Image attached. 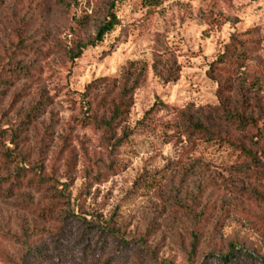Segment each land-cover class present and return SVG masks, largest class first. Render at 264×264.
Segmentation results:
<instances>
[{
  "label": "rangeland",
  "instance_id": "rangeland-1",
  "mask_svg": "<svg viewBox=\"0 0 264 264\" xmlns=\"http://www.w3.org/2000/svg\"><path fill=\"white\" fill-rule=\"evenodd\" d=\"M103 1L0 0V144L16 154L7 171L26 164L65 199L40 187L0 202V264L16 263L26 247L41 255L26 264H200L230 245L262 264L264 204L247 193L253 175L236 154L168 137L173 115L157 112L159 105L150 129L139 122L154 104L213 119L217 85L209 65L247 31L250 70L264 94V0H168L156 8L124 0L117 28L71 61L68 50L92 35ZM130 63L147 72L127 121L108 134L79 125V94ZM49 206L50 219L41 213ZM65 208L104 243L102 256L71 248L75 226L54 253Z\"/></svg>",
  "mask_w": 264,
  "mask_h": 264
},
{
  "label": "trees",
  "instance_id": "trees-1",
  "mask_svg": "<svg viewBox=\"0 0 264 264\" xmlns=\"http://www.w3.org/2000/svg\"><path fill=\"white\" fill-rule=\"evenodd\" d=\"M124 0H104L98 8L92 35L85 41L79 42L68 50L67 55L74 61L82 55L83 51L101 45L106 37L119 25V18L115 11L118 4ZM168 0H140L144 8H156ZM251 32L233 35L229 42L223 46L221 53L209 65L207 75L217 85L216 99L218 106L213 109V119H202L198 114L189 110L170 109L163 104L154 106L144 114L139 124L142 129H150L152 115L159 105L157 112L162 111L173 115L171 124L165 127L172 131L170 138L180 140L185 138L189 147L216 146L236 154V160L248 168L253 175L254 188L247 193L264 204V94L261 93L260 77L256 71L251 72L249 65L253 42L249 41ZM22 69V67H18ZM13 68L11 73L19 74ZM155 70V69H153ZM146 68L130 63L116 78H101L94 80L80 95L79 109L81 117L76 120L79 125H87L91 129L110 133L115 127H120L126 122L132 107L134 92L144 83ZM156 73V72H155ZM168 71L166 72V74ZM11 77V76H10ZM10 79V78H9ZM45 102L40 103L44 105ZM124 133V129H123ZM162 133V132H161ZM3 132H0V137ZM165 133L160 137H166ZM14 139V137H13ZM120 143V140L117 141ZM8 144H12V140ZM0 144V202L13 198L19 191L29 188L44 187L46 193H53L58 202L64 198L60 191L49 187L48 178L37 175L36 171L26 166L17 164L12 171H7L9 164L16 161V154L3 150ZM19 165V166H18ZM147 182L142 181L139 189L142 192L147 188ZM50 189V190H49ZM65 200V199H63ZM56 206V205H55ZM52 206L41 213L50 219ZM59 226L55 234L54 247L67 245L68 233L66 229L75 226L80 233L70 239L71 248L78 249L85 256H102L103 242L100 239H91L86 235L89 226L85 220L75 217L68 208L61 210L56 218ZM40 253L28 247L19 254L18 261L13 264H26L27 258L36 259ZM60 259L58 257L56 260ZM93 259V258H91ZM109 258L104 260L106 263ZM257 258L254 254L229 246V252L224 256H208L200 264H242L241 261L254 264ZM264 264V262H261Z\"/></svg>",
  "mask_w": 264,
  "mask_h": 264
}]
</instances>
